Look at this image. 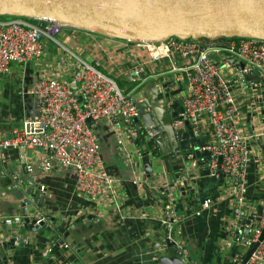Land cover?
Here are the masks:
<instances>
[{"label": "crops", "instance_id": "1", "mask_svg": "<svg viewBox=\"0 0 264 264\" xmlns=\"http://www.w3.org/2000/svg\"><path fill=\"white\" fill-rule=\"evenodd\" d=\"M58 34L59 45L47 46L45 41V50L39 60L28 65L13 63L9 73L0 74V138L9 137L13 126L37 114L39 104L31 93L37 79L51 76L70 81L78 74V59L96 66L117 84H122L123 89L129 83H138L131 76L130 68L140 62L153 75L135 85L133 92L141 100L151 102L153 119L164 111L163 98L170 106L173 100L182 99L187 93L181 69L188 62L179 54L153 61L145 50L125 40L67 26ZM218 61L221 64V60ZM233 63L237 65L234 59ZM161 76L167 78V84L173 82L166 86L171 98L158 91L157 81ZM251 79L253 84L245 90L232 87V96L241 110L237 124L241 133L250 137L253 155L248 167L246 211L241 227L253 212L255 215L260 212L263 198L258 180L259 161L255 158L264 154L256 140L264 139L256 138L254 134L264 130V87L254 76ZM149 82H154L157 91L144 89L138 93ZM93 127L107 170L117 179L118 189L122 192L119 208L107 205V201L95 202L77 192L73 169L51 160V169L43 170L41 163L45 151L41 148L7 147L2 150L0 236H18L27 240L16 243L13 252L10 248L5 250L11 257L9 264H157L154 244L165 241L166 230H169L171 240L186 248L187 260L194 263L235 264L234 255L243 257L244 251L238 250L243 238L233 239L227 232L232 195L225 181L220 182L212 176L209 163L188 156L174 166L173 183H170L167 173L158 180L148 178L142 165L134 159L140 155L133 144L138 138H124L126 124L122 118L117 116L110 122L102 120L94 123ZM208 128L209 132L199 136L205 139L204 144L211 141L212 127L209 125ZM119 139L126 144L128 155L120 150ZM190 151L192 154L193 149ZM155 171L158 172L159 168ZM18 177L26 179L25 186L34 184L40 194L37 200L30 198L27 205L29 213L54 216L65 221L69 229L77 224L71 230L69 243L77 247V251L59 246L60 239L63 242L67 239L56 230L33 231L24 224L8 227L3 223L5 217L21 214L27 197L21 183L17 182ZM41 187L44 191L40 190ZM183 187L185 193L180 189ZM207 199L211 201L210 206L203 208L202 204ZM89 214L95 217L92 220L81 219V216ZM46 225L53 227L49 220ZM49 248L52 249L50 252ZM235 249L238 252H234Z\"/></svg>", "mask_w": 264, "mask_h": 264}, {"label": "built area", "instance_id": "2", "mask_svg": "<svg viewBox=\"0 0 264 264\" xmlns=\"http://www.w3.org/2000/svg\"><path fill=\"white\" fill-rule=\"evenodd\" d=\"M63 27L51 21L39 25L24 18L0 19V74L9 73L13 63L28 65L31 61L39 60L45 50L43 39L46 37L59 45L54 35ZM132 43L145 50L153 61L174 53L186 58L188 63L181 69L187 83V93L182 97V116L191 123L197 137L209 132V125L212 127L211 141L196 149L209 152V169L217 179L220 175L218 157L221 156L220 170L233 198L227 232L233 239L245 238L244 229L248 227L244 246L249 248L258 241L264 226V165H261L264 164V154L255 158V161H259L258 180L263 192L260 212L250 224L243 223L244 227H241V219L246 211L248 167L253 155L250 137L244 136L237 124L241 110L232 96V87L247 89L253 84L252 76L264 87V39L171 37L158 43ZM233 59L238 61L237 65ZM77 66L78 74L70 81L51 76L37 79L31 93L39 104L38 112L13 126L9 137L0 138V159L2 150L7 147L41 148L45 151L41 163L43 170L51 169V160L57 165L71 168L75 171L77 192L95 202L107 201V205L119 208L122 192L118 189L117 179L107 170L93 125L102 120L110 122L121 116L126 124L124 138L136 139L142 132L140 125L135 122L140 109L133 94L124 93L113 78L96 66L79 59ZM173 72L176 78L177 73L175 70ZM130 74L138 83H143L153 75L140 62L130 68ZM166 83L167 78L161 76L157 88L160 93L171 98L164 86ZM72 86L76 87L80 102L78 95L73 94ZM88 118L93 124L87 123ZM146 135L151 134L147 132ZM254 137L264 139V130L254 134ZM118 142L120 150L128 155L123 140L119 139ZM189 156L192 157V154ZM27 169L30 170V167L27 166ZM40 190L44 191V188ZM30 200L28 196L24 199L25 207ZM210 203L207 199L202 207L208 208ZM48 220L49 215L41 213L34 225ZM3 223L8 227L22 225L25 223L24 216H7ZM10 238H14L16 243L27 241L18 236L6 237V240ZM176 244L177 252L187 259L186 248L178 242ZM59 246L78 250L67 242H61ZM51 250L48 249L49 252ZM242 258L241 255H234L233 261L240 264ZM247 264H264V238L259 241Z\"/></svg>", "mask_w": 264, "mask_h": 264}, {"label": "water", "instance_id": "3", "mask_svg": "<svg viewBox=\"0 0 264 264\" xmlns=\"http://www.w3.org/2000/svg\"><path fill=\"white\" fill-rule=\"evenodd\" d=\"M26 17L37 20L56 22L61 25L81 29L97 34L113 37L130 42L158 43L171 37L180 39L189 38H232L252 37L264 39V0H0V16ZM235 62L238 61L235 60ZM255 77V76H254ZM173 82L164 86L172 85ZM154 82L146 83L138 93L144 89L152 92ZM72 86L73 94L78 95ZM140 109L135 122L140 125L141 138L144 144L133 142L139 151V162L148 178L160 179L168 174L170 183L174 182V166L181 160L188 159L193 149L192 157L210 162L208 151H199L195 147L203 145L205 139L194 135L192 125L183 119L184 111L181 98L173 100L170 106L164 100V111L153 119L151 102L143 101L135 96ZM78 101L81 97L78 95ZM150 108V109H149ZM173 109V111H171ZM122 118L121 116H119ZM88 124L93 121L88 118ZM149 132L151 135L147 136ZM264 151V141L256 140ZM182 158V159H181ZM221 156L218 157L219 181L224 177L220 170ZM159 168V171L155 169ZM20 179V180H19ZM21 189L29 198L39 199L40 194L34 184L25 186L26 179H17ZM183 192L185 188H180ZM185 193V192H184ZM21 215L24 216V225L33 231L46 229L49 232L56 230L71 243V230L65 221H59L49 216L53 224L47 226L41 222L34 225L40 217L36 212L29 213L27 207L22 206ZM35 217V218H30ZM93 214L81 216V219L92 220ZM255 218V212L244 222L250 224ZM86 226V224H84ZM72 227V226H71ZM245 238L248 237L249 228L244 229ZM7 237V236H6ZM163 242L154 244L157 248V264H193L177 252V244L171 240L169 230L164 232ZM245 238L241 239L238 250L244 251L240 264H247L252 252L260 240L264 238V226L258 241L249 248H244ZM0 236V264H9L11 257L5 250L16 248L14 238L8 241ZM60 239V242H63Z\"/></svg>", "mask_w": 264, "mask_h": 264}, {"label": "rangeland", "instance_id": "4", "mask_svg": "<svg viewBox=\"0 0 264 264\" xmlns=\"http://www.w3.org/2000/svg\"><path fill=\"white\" fill-rule=\"evenodd\" d=\"M0 19H3V20H10V19H12V17H11V16H3V17H0ZM54 38H55L56 41H58V40H59V34H58V33L55 34V35H54ZM43 40H44V42L46 41L47 46H49L50 44L57 45L55 42L49 40V39L46 38V37H45ZM118 86H119V88H120L124 93H131V94L134 95V92H133L134 84H132V83L127 84V88H126V89H123V86H122V84H120V83H118Z\"/></svg>", "mask_w": 264, "mask_h": 264}, {"label": "trees", "instance_id": "5", "mask_svg": "<svg viewBox=\"0 0 264 264\" xmlns=\"http://www.w3.org/2000/svg\"><path fill=\"white\" fill-rule=\"evenodd\" d=\"M3 16H8V15H3ZM3 16H0V17H3ZM11 17H12V19H15V18H21V17H16V16H11ZM22 18H24V19H28V20H31L32 22H34V23H36V24H39V25L44 23L43 20H37V19L26 18V17H22ZM135 85H138V83H135L134 86H135ZM137 142L142 143V139H141V138H138V139H137ZM234 252H238V250L235 249Z\"/></svg>", "mask_w": 264, "mask_h": 264}]
</instances>
